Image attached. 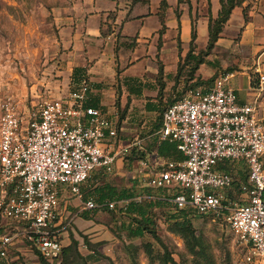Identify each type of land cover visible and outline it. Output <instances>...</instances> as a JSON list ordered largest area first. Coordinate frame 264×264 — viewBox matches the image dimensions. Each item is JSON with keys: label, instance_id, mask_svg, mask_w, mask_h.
Here are the masks:
<instances>
[{"label": "built area", "instance_id": "obj_1", "mask_svg": "<svg viewBox=\"0 0 264 264\" xmlns=\"http://www.w3.org/2000/svg\"><path fill=\"white\" fill-rule=\"evenodd\" d=\"M263 55L252 64L250 103H238L230 84L235 74L219 72L210 86L187 91L162 114L156 135L183 159L138 160L134 170L137 188L167 190V201L188 217L192 212L225 222L246 264H264V116L257 117ZM89 92L82 82L61 100L41 96L23 108L7 97L0 104V221L10 225L0 235V259L22 240L46 262L61 263L63 232L70 229L56 213L63 190L80 201L81 212L115 208L84 200L82 186L94 174H114L116 161L144 140L117 146V114L87 105ZM226 163L236 169L224 170ZM239 170L246 181L236 189Z\"/></svg>", "mask_w": 264, "mask_h": 264}, {"label": "rangeland", "instance_id": "obj_2", "mask_svg": "<svg viewBox=\"0 0 264 264\" xmlns=\"http://www.w3.org/2000/svg\"><path fill=\"white\" fill-rule=\"evenodd\" d=\"M84 1L0 0V104L7 97H11L19 102L21 107L30 108L32 101L37 100L38 97L49 98L50 96L54 98L52 93L49 95L52 89H48L45 83L42 85L37 83L42 82V79L46 77H52L56 81L61 80V78L53 77L54 72L51 75L47 74L48 68L56 62L57 55L61 53L58 43L60 31L66 27L65 18L79 12L78 10L83 8ZM142 1L145 3L135 5V0H97L98 5L102 6L103 9H109V6L114 7L109 11L101 12L105 17H115L119 11H124L127 17H131L133 13H150L151 8L149 6L153 0ZM103 31L107 35L116 36L118 25L106 24L103 26ZM156 38L154 41L157 43ZM147 46V43H143V46L139 47L140 52H146ZM217 58L222 64L225 61L230 62L228 56L223 53L219 54ZM213 67L212 63L203 66L202 74L205 75ZM226 69H229L228 72L237 70L236 67L229 65L227 68L218 67L217 71L209 78L214 79L219 72H224ZM238 81L239 77H235L230 84L235 85ZM35 84L36 87L33 86ZM62 85L56 90L64 88L66 94L74 87L72 81L68 87ZM158 86L157 82L146 83L140 89V95L128 98L124 105L126 107L124 124L120 119L121 112H118L117 132L121 135L123 130L127 132L124 135L126 141L135 138L141 139V134L153 128V123L157 121L159 114L147 111L146 104L151 102V104L158 105L155 99ZM172 87L168 84L165 88L163 103L167 97L172 99L174 95L177 96V91L180 93L183 88L181 86L176 91ZM33 89L38 95L36 99L31 96ZM115 89L118 94L122 93L120 87ZM117 105L119 108V104ZM110 141L112 142V140ZM117 161L113 166L114 172L116 171L114 174L91 176L85 184L86 190L93 192L94 188L107 185L117 192L126 191V193L132 194V199L137 203L150 200L148 198L138 200L137 197L140 195L166 197L164 191L137 189L131 180V176L134 175V166L128 163L129 160L123 162V166H120L121 161ZM89 196L97 202L95 193H91ZM105 201L115 203L114 211L101 210L91 214L87 213L85 215L88 216V219H85L84 212L77 213L82 208V204L78 203L76 199L71 207L67 205L69 200L62 201V207L67 205L72 214L76 213L71 222V231L68 233L70 242L71 236L76 240L79 251V258H76L77 260L73 264H81L82 262L85 264H162L165 255H169L175 264H246L235 237L227 224L221 220H214L211 216H198L189 212L190 222L201 246L198 254H193L185 240L169 229L167 217L170 212V205L154 207L150 213L158 238L155 240L148 234L141 238H131L127 235L129 220L122 212L129 202L127 198H114L102 202ZM59 218L58 216V220ZM8 225L9 222L0 221V235L7 232L5 229ZM16 230H22V226L16 225ZM0 264H39V261L29 246L24 244L22 240H15L11 243L6 257L0 261Z\"/></svg>", "mask_w": 264, "mask_h": 264}, {"label": "crops", "instance_id": "obj_3", "mask_svg": "<svg viewBox=\"0 0 264 264\" xmlns=\"http://www.w3.org/2000/svg\"><path fill=\"white\" fill-rule=\"evenodd\" d=\"M166 2L168 8L164 17L165 29L160 34L162 29L158 17L160 0L151 2L150 13H133L131 17H127L124 11H119L115 17H105L101 12L109 11L114 8L113 6H109V9H103L102 6L98 5L97 0H85L83 8L78 10L79 12L65 18L66 27L61 29L58 43L61 53L57 55L56 62L53 61L54 64L48 68L47 74L51 75L54 72L53 77L61 78V80L56 81L52 77H46L37 84L45 83L48 89H52L49 95L52 93L54 98L49 96L50 99H64L69 92L74 90L71 89L66 94L64 88L61 90H56V88L60 87L61 84L65 87L70 86L73 71L80 69L83 72V78L87 79L89 83V95L92 102L99 103L100 107L111 117L117 114V120L118 112H124L125 115L126 107L124 105L128 98L140 95V89L146 83L161 81L165 84V88L168 84L174 86L178 64L183 62L189 50L192 22H195L197 31L195 41L197 53L205 50L208 41V3L213 19L219 13L220 3L219 0H166ZM137 4L144 3H136L135 5ZM176 12L179 14L178 21ZM106 24L118 25L116 36L104 33L103 26ZM164 33L167 34L164 36ZM155 37H157V43L154 41ZM143 43L148 44L146 52L139 50ZM128 44H133V47L127 48ZM116 45L119 46L117 52H115ZM158 46L159 50L157 49ZM262 52H264V0H245L232 11L214 49L210 51L205 59V64L200 66L196 76H200L201 73L202 79H208L217 71L218 67L227 68L228 65L236 67L237 70L233 71L235 75L232 79L239 77V81L231 87L236 92L238 103L248 104L254 96L251 84L252 64L256 56ZM221 53L227 55L230 62L225 61L222 64L218 61L217 56ZM262 59L264 60V55ZM211 63L214 67L203 75L202 67L211 65ZM159 66L163 70L160 79L157 78ZM181 80L182 78L179 81ZM33 86L36 87V84ZM133 86L137 91L132 92L131 87L134 88ZM116 87H120L122 93L118 94ZM31 96H34L35 99L38 97L34 89ZM34 102L36 100L32 101V103ZM117 104H119V108ZM263 116L264 98L259 102L257 112L259 119ZM123 120L121 121L124 124ZM148 132L143 134L139 132V134L142 137ZM126 133L124 130L122 135L117 132V146H123L130 142L125 140L124 135ZM129 157L123 160L119 158L118 161H121L120 166H123V162L129 160L128 163L134 166V174L138 161L131 160ZM154 160L155 157L152 156L150 163ZM131 177L133 184L137 187L134 175ZM86 199L84 197V200ZM64 200H69L67 205L71 207L75 198L64 190L59 194L56 213L60 217V223L65 225L70 223V229L63 232V245L65 247L70 244L68 233L71 231V222L76 213L72 214L67 205L62 207ZM76 201L80 203L79 200L76 199ZM78 212L81 211L78 210Z\"/></svg>", "mask_w": 264, "mask_h": 264}, {"label": "trees", "instance_id": "obj_4", "mask_svg": "<svg viewBox=\"0 0 264 264\" xmlns=\"http://www.w3.org/2000/svg\"><path fill=\"white\" fill-rule=\"evenodd\" d=\"M180 1V0H179ZM245 0H219L220 3V10L216 18H212L210 13V4L208 3V10H207V17H208V41L204 51H199L196 53V38H197V31L196 25L193 21L191 24V33H190V42H189V50L183 59L182 63L178 64L177 72L174 77V90L178 89L179 87L183 86L181 92L179 93L177 90V96H173V98L167 97L163 103L164 95L163 92L165 90V84L161 81H158V90L157 95L155 97L158 105L151 104L148 102L146 104L147 111L154 112L159 114L157 121H154L153 128L145 135L141 137L144 140V144H142V148L139 147L133 148L130 159L131 160H146L150 161L151 157L154 156L155 158H162L165 160H182V154L176 149V147L172 144L167 142L160 141L156 132L160 129L161 126V119L163 112L172 104L180 100L183 95L189 91L198 88H207L213 82V78L209 79H202L200 76H196L197 71L199 70L200 66L205 64V59L209 55L210 51H212L217 43L220 35L222 33L223 27L226 22L229 20L232 11L239 7L242 2ZM136 3H145L142 0H135ZM168 8L166 0H160L159 3V12L158 17L162 25V29L160 30V34L165 29L164 26V17L165 11ZM177 21L179 20V14L176 12ZM125 46V44H123ZM127 48L133 47V44L127 45ZM119 46H115V52L118 51ZM159 50V46L157 48ZM229 69H226L224 72H228ZM163 70L162 67L159 66L157 78H162ZM83 72L80 69H76L73 71L72 74V83L73 88L72 90L77 89L82 82H87V79L83 78ZM180 78H182L181 81ZM215 78V77H214ZM134 88L131 87L132 92L137 91L135 86ZM89 100L87 105L93 106L96 108H101L99 103L92 102L90 95L88 93ZM177 97V98H176ZM91 99V100H90ZM158 99V100H157ZM125 118L124 112L121 113L120 119L123 120ZM226 171H234L236 169L235 166H232L226 163L222 166ZM90 180V179H89ZM246 181V174L239 170L238 176L235 177V188L237 189L239 185L242 183L244 184ZM87 183V182H86ZM82 191L84 193L85 199L91 195V193H95L96 201L102 202L104 200H112L114 198L123 199L127 198L129 200L128 204L126 205L125 209L122 211L123 215L127 217L129 220L127 235L131 238H141L145 234L150 235L153 239L158 240L156 237V232L154 228L153 218L151 216V211L154 207H161L164 205H170V212L167 217V222L169 223V229L180 235L188 245L190 251L193 254H198V251L201 250V246L199 244L198 238L196 236L195 230L192 227L189 217L184 213L182 210H176L173 204L167 199L170 198V194L167 193V190H163L165 192L166 197L156 199H150L148 202L144 201V203H137L132 198V194L126 193V191L117 192L114 188L109 186H102L100 188H94L93 192L91 190H86L85 187H82ZM146 193V192H145ZM144 193V194H145ZM101 210H108V209H100L95 210L91 213ZM175 210V211H174ZM111 211V210H109ZM114 211V210H112ZM88 212H84L83 215L87 214ZM88 213V214H91ZM85 219H88V216L85 215ZM28 246V244H26ZM30 250L37 256L39 264H51L43 260L38 252L31 246H29ZM79 258V251L77 248V242L71 236V242L69 245L63 247L61 253V263L60 264H73ZM3 259H0L2 261ZM162 261V260H161ZM162 264H175L172 258L169 255H165V259L161 262ZM85 264V263H81Z\"/></svg>", "mask_w": 264, "mask_h": 264}]
</instances>
